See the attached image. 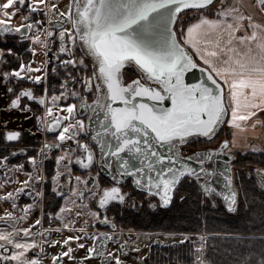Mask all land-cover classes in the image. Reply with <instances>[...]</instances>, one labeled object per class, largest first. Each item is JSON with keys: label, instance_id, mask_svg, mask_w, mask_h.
Here are the masks:
<instances>
[{"label": "snow or ice", "instance_id": "snow-or-ice-1", "mask_svg": "<svg viewBox=\"0 0 264 264\" xmlns=\"http://www.w3.org/2000/svg\"><path fill=\"white\" fill-rule=\"evenodd\" d=\"M213 2L69 0L67 5L61 7L58 0H0V35L7 37L13 34L18 35L20 40H30L32 43L29 49L33 53V60H20L18 67L4 72L5 80L12 76L35 81L46 79V73L42 71L43 62L39 67H34L35 54L40 51L35 45L39 43L43 49H47L56 38L59 26L60 46L57 53L63 54L64 59L60 60L57 56V60L64 65L66 72L60 84L64 91L57 92L45 87L44 94L37 97L31 88H24L10 99L6 107H20L22 97L39 100L45 105L43 115L51 120L47 127L58 130V141L76 142L75 148L69 145L68 150L56 157L57 164L73 152L81 151L76 159L83 165H91L95 159L94 150L88 142L81 141L79 135L92 129V139L100 145L101 156L107 158L109 167L112 166L111 161L115 160L119 169L111 186H103L96 193L89 191V195L98 196L97 203L101 208L108 206L111 201L125 200L128 194L120 186L125 178H129L133 185L144 189L150 196H158L163 205L172 202L181 183L189 178L199 181L202 184L201 193L206 199L211 198L217 194L213 177L220 172L225 178L227 191L219 195L223 196L229 211L237 209L239 191L233 183L230 165H225L223 171L206 167L217 152H223L225 148L231 152L237 144L236 133H233L231 139L222 140V147L218 149H200L187 157L174 150L178 143H186V138L193 133L214 138L217 128L225 121L236 129H247L249 126L255 128L257 122L254 118L257 112L264 109V22L241 11L239 5H221L214 16L204 14L203 10L210 8ZM257 3L264 10V0H257ZM25 7L27 12L21 16L22 22L13 23ZM191 9L198 10L199 19L185 28L182 14ZM36 14L47 17L48 24L40 27L43 19H35ZM66 24L71 26L66 27ZM241 28L244 29L243 35L239 34ZM213 34L215 39H209ZM188 46L196 50V55L205 65L202 70L207 74L206 79L202 77L195 83H186L184 80V73L189 68L201 67ZM78 52L81 54L77 55ZM8 55L18 57L19 54L12 47L6 50L0 48V57ZM87 60L92 62L91 75L86 71L73 75V71L88 67ZM130 65H135L140 75L126 82L125 69ZM68 68L72 71H67ZM31 71H39L41 74L33 76L29 74ZM78 80L79 91L70 87ZM144 81L157 82L159 86L153 87ZM225 84L228 89L227 101ZM93 90L96 91V98L89 100ZM12 91L11 88L7 89L9 93ZM166 96L171 99V105L167 107L140 99L150 97L159 102ZM69 99L72 102H67ZM57 101H61L58 107ZM25 107L30 108L31 105ZM84 108L91 109L87 123L83 118L77 119L80 110ZM229 108L230 118L227 116ZM92 117L97 120L95 127L92 125ZM61 120L69 122L61 124ZM5 135L8 140H12L19 138L21 132L11 130ZM0 159L6 160L7 157ZM28 159L33 164L37 162L36 156H29ZM193 160L196 161L195 165L191 163ZM259 173L261 183L264 184V168L259 169ZM59 176L57 170L54 180ZM36 179L40 177L36 176ZM76 179L79 181L80 177ZM20 183L26 185L28 181ZM21 191L22 188L15 190L17 193ZM72 191L78 197L82 195L76 188ZM0 195L9 198L14 193L5 192ZM180 198L184 199L183 196ZM24 207L27 210L31 205ZM73 208L74 204L68 203L53 215L63 218L64 213L71 212ZM5 215L11 217L13 214L6 212ZM92 215L101 217L99 211H93ZM103 220L108 222L107 215L103 216ZM34 223L39 224L40 221ZM76 223V220H70L59 225L58 229H69ZM30 228L31 225L22 231L30 234ZM83 234L93 239L92 245L80 243V235L53 240L52 244L59 243L66 247L52 255L51 264H59L61 258L73 253L72 241L77 242V247L87 246L88 256L99 257L101 264H111L113 260L114 264H125L118 253L126 250L127 241L108 251L105 245L117 239L115 233L84 231ZM10 237L11 234L0 232V239L15 246L10 256L0 251L5 264L10 260L16 261V264H41L38 257L32 256L29 259L25 256L29 249L35 247L36 240L21 242ZM3 248L0 244V249ZM197 261L198 264H206L199 256ZM261 264H264V257Z\"/></svg>", "mask_w": 264, "mask_h": 264}, {"label": "flooded vegetation", "instance_id": "flooded-vegetation-1", "mask_svg": "<svg viewBox=\"0 0 264 264\" xmlns=\"http://www.w3.org/2000/svg\"><path fill=\"white\" fill-rule=\"evenodd\" d=\"M26 12L27 8L25 7L13 23L22 22L21 16ZM35 19H43L40 27L48 24L47 17L43 14H36ZM67 25L71 26L70 24L65 26ZM58 28L57 25L56 38L51 41L47 49H43L39 43L35 45L40 51L35 54L34 67H39L43 62L42 71L46 73L47 77L41 81L15 76L8 80L3 79V73L10 71L13 67H18L20 60H33V53L29 49V44L32 43L30 40H20L18 35L13 34H9L7 37L0 35V48L6 50L12 47L19 54L18 57L16 55L0 57V158L7 157L6 160L0 159V194L14 193L9 198L0 195V232L9 233L11 239L21 242L36 240L35 247L29 249L25 256L29 259L36 256L41 264H51L52 255L66 247L59 243L52 244L53 240L59 241L69 235H80L82 237L80 243L92 245L93 239L90 236H84V231L91 233L113 232L117 239L106 243L105 247L108 251L118 248L119 244L127 241L126 250L118 253L125 264H146V260L151 256L155 247L163 244L158 239V235L163 233L153 230L148 224L143 223L142 219L146 214L149 216L158 208H163L160 206L159 200L154 195L150 196L147 192L136 189L131 180L126 178L120 184L123 192L128 194L125 200L111 201L108 206L101 208L97 203L98 196L89 195V191L99 192L103 186H111L114 181L103 172V167L99 164L98 148L89 132L80 133L79 139L88 142L93 148L95 156L93 163L91 165L81 164L76 159L81 155V151H75L57 164L56 157L68 150L69 145L75 148L76 142L75 140L58 141V130L47 127V124H51V120L43 115L46 111L45 105L41 104L39 100L22 97L20 107H6L10 103V99L24 88H31L37 97L44 94L45 87L57 92L64 91L60 88V84L65 79L66 72L64 65L59 64L57 60V56L60 60L64 59L63 54L57 53L60 46ZM86 64L88 65L86 69L81 67L73 71V75H79L81 71H86L91 75L90 61L87 60ZM67 71H72V69L68 68ZM29 74L35 76L41 73L31 71ZM137 75L138 73L134 74L128 80ZM70 87L79 91V80ZM8 88L13 91L7 92ZM48 95L50 96L51 92ZM95 98L96 91L93 90L89 100ZM60 102L57 101V107ZM67 102H72V100L69 99ZM76 102L79 104L80 101ZM27 105H31V107H25ZM90 114V108L81 109L77 119L83 118L87 123ZM68 122L61 120L60 123ZM11 130L20 131L21 136L8 140L5 134ZM46 144L52 146L45 147ZM57 144L60 146L57 147ZM210 147L212 145L200 148L187 146L184 147L183 153L192 154L197 150ZM188 148L192 150L189 151ZM29 156H36L37 162L33 164L28 159ZM57 170H59L60 176L54 180ZM111 170L115 173L113 164ZM36 176H39L40 179L37 180ZM77 177H80L79 181L76 179ZM21 181H28V183L21 184ZM17 188H22L23 191L17 193L15 192ZM73 188L80 191L82 195L78 197L72 191ZM68 203L74 204L71 212L66 211L63 218L53 215ZM25 205H31V207L25 210ZM93 211H99L101 217L93 216ZM6 212H11L13 215L8 217L5 215ZM77 212L80 213L79 216L76 215ZM104 215L108 217L107 223L103 220ZM36 220H39L40 223L35 224ZM70 220H76L77 223L69 229H58L59 225L68 223ZM92 221L96 222L92 223ZM29 225H31L30 234H25L22 229ZM14 229L15 231H13ZM70 243L74 248L73 253L69 257L61 258L59 264H81V260H83V264H101L99 257L88 256L87 246L80 248L76 246V241ZM0 244L4 246L0 251H4L5 255L10 256L11 250H15L13 244L6 243L3 239H0ZM97 247H99V241H97ZM42 248L43 251H41ZM0 264H5L2 257H0ZM8 264H16V261L10 260ZM111 264H114V260L111 261Z\"/></svg>", "mask_w": 264, "mask_h": 264}, {"label": "trees", "instance_id": "trees-1", "mask_svg": "<svg viewBox=\"0 0 264 264\" xmlns=\"http://www.w3.org/2000/svg\"><path fill=\"white\" fill-rule=\"evenodd\" d=\"M215 0L204 13L215 15ZM194 12V15H184ZM198 15L191 9L182 14L186 27ZM179 27V25H177ZM136 72L126 68L124 78L130 79ZM231 131L226 124L214 138L191 140L187 145L200 148L215 145L220 140L229 139ZM185 147V148H186ZM232 165L234 185L239 191L236 213L229 214L217 197L209 204V198L201 193L198 184L191 179L184 180L172 202L153 213L144 216L143 223L160 232H184L189 237L175 244H162L153 250L146 264H197L195 240L204 236V262L206 264H261L264 257V188L256 177L233 167L251 166L264 168V151H236ZM183 196L184 199L180 197Z\"/></svg>", "mask_w": 264, "mask_h": 264}, {"label": "water", "instance_id": "water-1", "mask_svg": "<svg viewBox=\"0 0 264 264\" xmlns=\"http://www.w3.org/2000/svg\"><path fill=\"white\" fill-rule=\"evenodd\" d=\"M254 2L256 3L257 7L260 9V7L258 6L257 0H254ZM260 10L261 11H264L262 9H260ZM189 51L193 54V52L190 49H189ZM194 59L196 60L197 64L201 65V67L189 68V70L184 73V80H185L186 83H195V82L199 81L202 77L205 78V79L207 77V74L205 72H203V70H202V68L205 65L201 64L200 62H198L197 59L195 58V56H194ZM89 61H90L91 66H92L91 60H89ZM129 67H132L138 73V75H140L139 69L135 65L126 66V68H129ZM144 82L145 83H150L151 86H153V87L159 86L157 82H149V81H144ZM209 83H211V82L209 81ZM140 99H144L146 103H160V104L165 105L166 107L171 105V99L169 97H167V96L165 97V99L163 101H159V102L153 101L150 97H141ZM90 116H91V114H90ZM90 116H89V118H90ZM227 116H228V113H227ZM89 118H88V120H89ZM96 123H97L96 118L95 117H92V125H93V127H95ZM225 123H226V121L223 122L217 128L216 134L219 133V131L222 129V127L224 126ZM88 132H89L90 136L92 137V135H91L92 129H89ZM196 139H207V140H209L211 138H206V137H204L201 134H195V133H193L189 137L186 138V143H184L183 145L187 144L191 140H196ZM220 142L215 147H210L208 149H218V148L222 147V145H221ZM183 145H181V144L178 143L176 145V148L174 150L177 151V152H181L182 153L181 146H183ZM96 146L98 148L99 164H100L101 167H103V172L106 175H108L110 178H112V180L115 182V179L114 178L119 174V169L116 166V161L115 160H112L111 161V163L113 164V167L115 169V173H114L111 170V167L108 166L107 158H103L101 156V154H100V145L98 143H96ZM226 149L227 148H225L223 152H217L216 155L214 156L213 161L210 162V163H208L211 166L208 167L207 166L208 164H207L206 167L207 168H210V169L213 168V167H215V168L219 169L220 171H223V169L225 168V165H230V167L232 169V161L235 159V154L227 152ZM182 154L185 157L191 155V154H184V153H182ZM191 163H193V165H195L196 161L193 160ZM254 172H255V175L257 176V180L262 185V188H264V184L261 183V176H260V173H259V169H255ZM213 180H214V183L216 185V191H217V194L214 195V196L221 200L222 206H223V208H224V210L226 212H228L229 214L236 213L237 209L234 210V211H229L227 209V207H226V201L224 200L223 196L219 195L220 192L227 191V186H226V183H225L224 176L221 175L220 172H217L214 175ZM194 181L199 185L200 188L202 187V184L199 181H196V180H194ZM133 186L136 189H138V190H141V191L146 192L144 189H142V188H140V187H138L136 185H133ZM154 196L159 200V204H160L161 207H167L169 205V204L168 205H163L160 202V198L158 196H156V195H154Z\"/></svg>", "mask_w": 264, "mask_h": 264}, {"label": "rangeland", "instance_id": "rangeland-1", "mask_svg": "<svg viewBox=\"0 0 264 264\" xmlns=\"http://www.w3.org/2000/svg\"><path fill=\"white\" fill-rule=\"evenodd\" d=\"M223 1H226V0H217V3L220 5ZM246 1L248 4L251 5L250 8H246L245 6L241 5L242 3V0H230V3H228L226 6L224 7H228V6H236V5H239L240 8H241V11H246L247 13H251V11H249V9H251L254 13V15L258 16V17H261L264 19V11H261L260 9H258L257 7L255 6H252L253 4L251 3V0H243V2ZM58 2L60 3L61 7L67 5L69 3V0H58ZM249 11V12H248ZM194 15V12H191L190 14H186L183 16V18H187L188 16H191ZM199 15V14H198ZM197 15V16H198ZM69 25H67L66 27H68ZM79 55V54H77ZM230 110V108H229ZM230 116H231V113H230ZM230 116L228 118H230ZM255 120V119H254ZM256 121V120H255ZM260 121L262 122V125H263V128H262V133L257 136L258 134V131H257V128H253L252 132L250 133L251 135L247 137V140L249 142V146H245L243 145V142H241V137L239 138L238 140V144H236L235 146L236 147H233L231 152L235 154L236 156V151H241L242 153L246 152V151H255V152H258V151H264V111L261 112L260 114ZM252 121H250L249 123H251ZM226 127H229L231 130H233V126H230L227 124L226 122ZM232 138V135L230 136L229 139ZM238 138V136H237ZM220 142V141H219ZM218 142V143H219ZM218 143H216L215 145H217ZM215 145H212L215 146ZM207 145H204V146H201V147H205ZM239 148H238V147ZM189 151H191L192 149L191 148H188ZM228 152L229 149H227ZM234 171H239L240 169H243L246 171V173L254 176L257 178V176L255 175V168L251 167V166H246L244 168H240V167H237L236 165L233 167ZM260 184V182H259ZM260 186L262 187V185L260 184ZM216 198H214V196H212L211 198H209V204L210 202L212 201L213 203V200H215ZM216 201V200H215ZM79 207H81V205H78ZM153 230H156V229H153ZM158 231V230H157ZM160 232V231H159ZM160 233H163V234H159V240L165 244V243H178V242H181V241H184L186 240L185 239V236L189 237L187 234H185L184 232H176V233H165L164 232H160ZM204 235V234H203ZM203 235H199V237H197V239L195 240V248H196V258L199 256L200 257V260L201 261H204V246L201 248L200 246L204 244V236ZM196 263L198 264V261H196Z\"/></svg>", "mask_w": 264, "mask_h": 264}, {"label": "crops", "instance_id": "crops-1", "mask_svg": "<svg viewBox=\"0 0 264 264\" xmlns=\"http://www.w3.org/2000/svg\"><path fill=\"white\" fill-rule=\"evenodd\" d=\"M232 1V0H231ZM228 3H230V0H226V1H223L220 5L218 4V3H216V6L214 7V10H215V12H217V10H218V8L221 6V5H223V6H226ZM251 3L253 4L252 6H255V7H257V5H256V3L254 2V0H251ZM231 4V3H230ZM241 5H243V6H245L246 8H250L251 7V5L250 4H248L246 1H244L243 2V0H242V3H241ZM249 11H251V13H248V14H251L257 21H261V22H264V19L263 18H261V17H258V16H256V15H254V13H253V11L251 10V9H249ZM248 11V12H249ZM204 14H207V13H204ZM207 15H209V16H214V15H210V14H207ZM197 19H199V15L192 21V22H190L189 24H192V23H194ZM245 23H247L246 21H245ZM188 24V25H189ZM187 25V26H188ZM186 26V27H187ZM185 27V28H186ZM248 31L250 32L251 31V29H248ZM239 34H241V35H243L244 34V29L243 28H241L240 30H239ZM209 39H215V35L213 34V35H211V36H209L208 37ZM238 43V42H237ZM189 47V49L193 52V54H194V56L196 57V59L199 61V62H201L202 64H203V61H201L200 59H199V56L198 55H196V50L195 49H193V48H191L190 46H188ZM224 88H225V93H226V95H225V100L227 101L228 100V97H227V91H228V89H227V85L225 84L224 85ZM262 111H264V109H261L259 112H257V114H256V117L254 118L255 120H256V127L255 128H257V131H258V134H257V136H259L261 133H262V128H263V125H262V122L260 121V114H261V112ZM230 116V110L228 111V117ZM229 128V127H228ZM234 128V127H233ZM230 129V128H229ZM252 130H253V127H251V126H249L247 129H236V128H234L233 130H231L230 129V131H231V135H233V133H236V135L238 136V138H237V142H238V140H239V138L241 137V142H243V145H245V146H249V142H248V140H247V137L248 136H250L251 134V132H252ZM252 136V135H251ZM238 144V143H237ZM234 147H236V146H234ZM238 147V146H237ZM239 148V147H238ZM165 244H169V243H165ZM170 244H173V243H170Z\"/></svg>", "mask_w": 264, "mask_h": 264}]
</instances>
